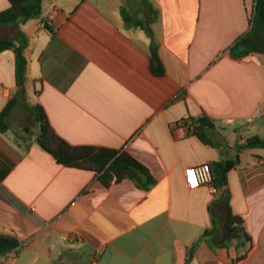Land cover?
<instances>
[{"label": "crops", "instance_id": "0c3cea01", "mask_svg": "<svg viewBox=\"0 0 264 264\" xmlns=\"http://www.w3.org/2000/svg\"><path fill=\"white\" fill-rule=\"evenodd\" d=\"M253 4L44 0L40 17L0 25V38L25 37L27 61L22 102L0 132V234L20 243L0 264H184L212 218L216 231L189 264H264V149L239 152L223 193L197 186L191 174L233 159L246 138L264 136V54L229 55L250 28ZM8 8L0 0V12ZM124 16L153 18L151 36ZM151 46L162 76L150 71ZM17 90L14 53L2 51L0 113ZM24 103L39 104L71 145L124 150L154 185L142 190L124 179L105 186L94 172L57 164L34 144L38 127ZM21 104L29 123L19 133ZM202 114L217 146L188 126ZM227 205L251 239L241 260L244 250L221 224Z\"/></svg>", "mask_w": 264, "mask_h": 264}, {"label": "trees", "instance_id": "16d2710c", "mask_svg": "<svg viewBox=\"0 0 264 264\" xmlns=\"http://www.w3.org/2000/svg\"><path fill=\"white\" fill-rule=\"evenodd\" d=\"M9 8L0 12V25L22 24L31 19L40 17L42 2L44 0H7ZM127 23L145 31L151 36L149 26L153 18H146L144 21H137L124 16ZM44 27L49 32L51 29L45 23ZM26 39L22 36L20 42L0 38V52L12 50L15 57V83L17 91L0 113V132L7 131V117L16 105L19 98L25 94L24 83L27 69V61L24 56ZM249 54H264V0H254L250 28L244 36L238 38L229 48V55L234 59H241ZM150 71L155 76H162L165 73L160 62L156 47H150ZM26 109L35 118L38 130L33 138L34 144L46 152L59 165L87 170L98 174L99 180L107 186L110 182L129 180L137 188L147 190L154 185L155 181L148 171L130 154L124 150H115L97 146H75L66 142L51 127L48 118L39 104L26 106ZM264 118V105L260 110ZM188 126L192 134L197 136L204 144L217 146L207 136V130L213 128L212 121L202 114L199 118H192ZM247 149H264V136L253 135L245 139L242 145L236 147V155L230 160H220L210 167L211 185L218 191L226 184L227 173L239 164V152ZM225 218L221 221L227 236L236 240L235 249H243L244 252L237 256L236 260L243 259L251 246V239L247 234L241 217L234 215L229 206H226ZM212 227L206 230L203 236L198 239L186 252L184 264H189L198 244L205 240V237L212 236L216 231L215 219H211ZM20 243L11 235L0 234V258L10 252H15Z\"/></svg>", "mask_w": 264, "mask_h": 264}, {"label": "built area", "instance_id": "2783aa9c", "mask_svg": "<svg viewBox=\"0 0 264 264\" xmlns=\"http://www.w3.org/2000/svg\"><path fill=\"white\" fill-rule=\"evenodd\" d=\"M192 178L197 186H203L211 184V172L208 164H201L195 166L192 171Z\"/></svg>", "mask_w": 264, "mask_h": 264}, {"label": "rangeland", "instance_id": "374dc122", "mask_svg": "<svg viewBox=\"0 0 264 264\" xmlns=\"http://www.w3.org/2000/svg\"><path fill=\"white\" fill-rule=\"evenodd\" d=\"M19 101L22 102V98H20ZM24 105L26 104L24 103ZM15 110H16L15 119L18 122V124H16L15 122L14 126L16 125V127L14 128L19 129V133H20L22 132V130L25 129L26 125L29 123V119H27L28 114L26 113L25 110H23L22 104L20 105V107H16ZM28 129H30V127ZM261 133H264V132H261Z\"/></svg>", "mask_w": 264, "mask_h": 264}]
</instances>
